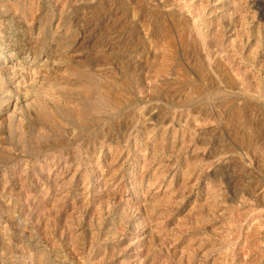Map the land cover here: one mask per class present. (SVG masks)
<instances>
[{"label":"rangeland","instance_id":"1","mask_svg":"<svg viewBox=\"0 0 264 264\" xmlns=\"http://www.w3.org/2000/svg\"><path fill=\"white\" fill-rule=\"evenodd\" d=\"M0 264H264V0H0Z\"/></svg>","mask_w":264,"mask_h":264},{"label":"bare ground","instance_id":"2","mask_svg":"<svg viewBox=\"0 0 264 264\" xmlns=\"http://www.w3.org/2000/svg\"><path fill=\"white\" fill-rule=\"evenodd\" d=\"M185 4V3H184ZM176 12V11H175ZM180 14V13H179ZM189 14V13H188ZM188 16V15H187ZM88 91V90H87ZM89 124V123H88Z\"/></svg>","mask_w":264,"mask_h":264}]
</instances>
